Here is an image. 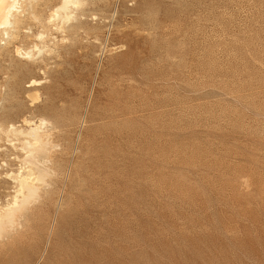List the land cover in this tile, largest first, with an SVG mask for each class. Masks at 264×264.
Listing matches in <instances>:
<instances>
[{
	"label": "rangeland",
	"instance_id": "obj_1",
	"mask_svg": "<svg viewBox=\"0 0 264 264\" xmlns=\"http://www.w3.org/2000/svg\"><path fill=\"white\" fill-rule=\"evenodd\" d=\"M60 2L0 40V264H264V0Z\"/></svg>",
	"mask_w": 264,
	"mask_h": 264
},
{
	"label": "bare ground",
	"instance_id": "obj_2",
	"mask_svg": "<svg viewBox=\"0 0 264 264\" xmlns=\"http://www.w3.org/2000/svg\"><path fill=\"white\" fill-rule=\"evenodd\" d=\"M22 1H25V0H0V40H3V37L5 36V38H11L12 35H15L11 32H17L19 33V30H15L18 28V23H19V20H20V16L22 14V12L24 11L23 8H22ZM77 2V0H61L60 4H58L56 6V8H54V13L53 15L54 16H61V17H65V18H69L70 17V14L69 13H65L64 15L61 13L62 11H68L69 9V6H72L74 5L75 3ZM28 9V8H27ZM28 13V12H27ZM31 14V13H30ZM27 15V14H26ZM28 16V15H27ZM32 18V17H31ZM54 19V18H53ZM51 19V20H53ZM50 20V19H49ZM21 22V21H20ZM20 26V24H19ZM21 28V27H20ZM17 33V35H18ZM16 35V36H17ZM37 36V35H36ZM15 37V36H14ZM40 37V36H39ZM16 38V37H15ZM11 41V39H8ZM4 41V40H3ZM16 41V39L14 40V42ZM13 42V40H12ZM12 42H8V43H12ZM6 43V42H4ZM6 45H10V44H6ZM15 45V44H14ZM16 46V45H15ZM4 48H6V46H3ZM3 47H0L1 49ZM8 47V46H7ZM37 47V44L35 45L34 48ZM5 52H7L6 50H4ZM14 52V51H12ZM15 52L18 56H28L30 57L31 56V50L30 51H26L24 50L22 47L20 46H16L15 47ZM3 53V52H2ZM8 53V52H7ZM1 54V52H0ZM2 55V54H1ZM1 57V56H0ZM36 83V80H31L30 84H28V86H32ZM41 123V122H40ZM42 123H44L42 121ZM46 123V122H45ZM13 124V123H12ZM10 125L9 126V130L10 131H14L16 129V127H14L13 125ZM27 124V123H26ZM30 124V123H29ZM15 125V123H14ZM37 125V124H36ZM35 126V125H33ZM41 127V124L39 125ZM30 127V126H29ZM32 127V126H31ZM37 127L38 126H35V127H32L30 128V131H29V135L31 137H33V139L35 140L34 143L35 144H40L41 142V139L39 137L40 134L37 133ZM43 127V126H42ZM19 129V127H18ZM21 129V128H20ZM0 131H1V128H0ZM41 131V130H40ZM27 132V130L25 131ZM24 132V133H25ZM19 135V134H18ZM24 136V135H23ZM27 136V135H26ZM42 136V135H40ZM28 138V137H27ZM26 138V140H28ZM43 139V138H42ZM31 141V140H30ZM30 141H26L25 143L28 144V145H31V142ZM37 145H35L36 147ZM43 146V145H42ZM41 146V147H42ZM28 148V147H27ZM31 148V147H30ZM33 148V147H32ZM40 149V148H39ZM28 151V150H27ZM31 158V156H30ZM26 159V158H25ZM28 159V158H27ZM34 158L30 159L33 160ZM25 162V161H24ZM32 163V162H31ZM21 167V166H20ZM25 167V166H24ZM28 168V166H27ZM24 169H22L23 171ZM29 170H27L28 172ZM37 171V170H35ZM19 172V171H18ZM17 172V173H18ZM25 174H26V170L24 171ZM23 172V174H24ZM30 173V171H29ZM16 174V173H15ZM22 174V175H23ZM14 175V174H13ZM12 175V176H13ZM20 175V174H19ZM26 175H29V174H26ZM32 175V174H31ZM11 176V175H10ZM11 176V177H12ZM18 176V174H17ZM16 176V177H17ZM37 176V174H36ZM19 177V176H18ZM14 178V177H13ZM29 177L28 176H20V178L18 179L20 181V188H19V194L17 193L16 196L18 195H23V200L25 201L29 195L33 194V192L35 191V187L34 186H31L30 185V182H29ZM31 178H34V177H31ZM15 181V180H14ZM36 183V182H35ZM18 186V185H17ZM10 199V198H9ZM12 199V198H11ZM13 200V199H12ZM16 204V202L14 203ZM17 206V205H16ZM2 209V208H1ZM3 210V209H2ZM5 211V210H4Z\"/></svg>",
	"mask_w": 264,
	"mask_h": 264
}]
</instances>
